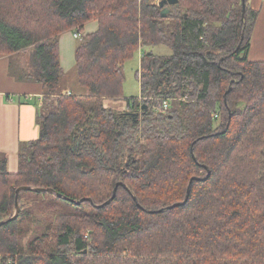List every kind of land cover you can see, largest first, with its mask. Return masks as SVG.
<instances>
[{
  "label": "trees",
  "instance_id": "trees-1",
  "mask_svg": "<svg viewBox=\"0 0 264 264\" xmlns=\"http://www.w3.org/2000/svg\"><path fill=\"white\" fill-rule=\"evenodd\" d=\"M154 1L0 0V54H28L45 93L17 171L0 153V217L23 185L82 208L34 200V227V191H22L18 218L0 226V264H264V61L248 57L258 13L248 0L245 12L243 0H180L163 15ZM93 19L76 50L87 94L62 93L60 36ZM146 45L171 54L143 52L140 97L107 106ZM192 178L188 202L169 208Z\"/></svg>",
  "mask_w": 264,
  "mask_h": 264
},
{
  "label": "crops",
  "instance_id": "crops-1",
  "mask_svg": "<svg viewBox=\"0 0 264 264\" xmlns=\"http://www.w3.org/2000/svg\"><path fill=\"white\" fill-rule=\"evenodd\" d=\"M160 1L155 0L154 3L159 5ZM248 3L258 13L248 57L251 60L264 61V0H248ZM97 29L98 21L93 19L85 23L81 32L86 36ZM75 30H67L60 36L61 64L65 74L67 71L64 67L65 61L66 65L72 64L71 53L76 38ZM76 45L77 43L74 48L75 64L78 46ZM20 54L24 57L16 58ZM15 59L24 65L25 75L12 71L11 63ZM29 73V56L25 52L0 54V153L8 158V168L13 172L18 169L20 150L40 134L38 110L43 107L44 85L32 80ZM113 102L118 101L108 100L106 105L120 109ZM124 107H127V104Z\"/></svg>",
  "mask_w": 264,
  "mask_h": 264
},
{
  "label": "rangeland",
  "instance_id": "rangeland-1",
  "mask_svg": "<svg viewBox=\"0 0 264 264\" xmlns=\"http://www.w3.org/2000/svg\"><path fill=\"white\" fill-rule=\"evenodd\" d=\"M81 38V37H80ZM80 38H74V46H72V64L66 65V61H65V69L66 74L65 77L63 79V81L61 82V86H60V90L62 93H72L73 95L79 96L81 94H87V89H85L84 87H82L79 82H78V78H77V73H76V64H75V52H74V48H75V44L77 43V45L80 43V40L83 39V35H82V39ZM80 39V40H79ZM76 45V46H77ZM143 52H153L154 54H171V49L165 45H157V46H150V45H146L144 46L142 49H138L134 52V55L125 61L124 63V73H125V82H124V88H123V94L124 97L120 100H118L117 103H114V105L118 106V110L120 111H127V107H124L125 104H127V99H132V98H137L140 95V81L138 79V75H137V71L140 69L141 66V58L143 55ZM22 54H20L21 57ZM24 57V56H22ZM67 59V57H66ZM65 59V60H66ZM20 68V69H19ZM11 69L12 71H15L21 75H25L26 71L24 70V65H22L21 63H19L17 61V59H15L12 63H11ZM149 108V105H148ZM42 110H38V113L40 114ZM218 122H216V124H218ZM10 170V169H9ZM27 197V198H26ZM26 200H28L30 202V204L34 201L37 200L38 203L39 201H45L48 204L51 205H55L56 207H58L57 209V213H77L81 211V207H77L75 204H73L70 201H67L63 198H58L56 195L51 194V193H44V192H32V193H27L25 196ZM36 205V204H35ZM28 209H30V211H32L34 213V215L31 217L33 218V226L37 227V225H42L41 222L34 220V216L37 213V210L35 207L28 204ZM0 219H2L0 217ZM33 236L29 237V239H31ZM28 239V240H29Z\"/></svg>",
  "mask_w": 264,
  "mask_h": 264
},
{
  "label": "water",
  "instance_id": "water-1",
  "mask_svg": "<svg viewBox=\"0 0 264 264\" xmlns=\"http://www.w3.org/2000/svg\"><path fill=\"white\" fill-rule=\"evenodd\" d=\"M179 2H180V0H161L159 2V5L163 8V15L167 14L168 6L179 5ZM243 8H244V12H245L246 0H243ZM143 108L144 109L148 108V105L144 104ZM131 114L134 117L138 115L137 112H132ZM193 180H194V178H192L190 180V183H189L188 188H187V195H186L185 200L183 202L171 205L169 208H172V207H175V206H179V205H184V204H186L188 202L189 197H190V193H191ZM120 186H125L126 187L124 182H122V181L117 182V184H116V186L114 188L113 196L111 197V199H109L105 203H102V204H99V205L95 204V206L98 207V208H102L105 205H108L109 203H111L112 199L116 196L118 188ZM22 191H34V192H39V193L40 192L51 193V194L56 195L58 198L68 199V197L65 196L63 193H61V192H59V191H57V190H55L54 188H51V187H34V186H30V185L20 186L16 190L14 213L11 216H9V217H7L5 219H0V226L6 224L8 222L14 221V220H16L18 218V216H19V214L21 212L20 194H21ZM73 201L76 204H78V205H80L82 202H85V201H91L93 203V200L90 197H84V198H81L79 200H73Z\"/></svg>",
  "mask_w": 264,
  "mask_h": 264
},
{
  "label": "built area",
  "instance_id": "built-area-1",
  "mask_svg": "<svg viewBox=\"0 0 264 264\" xmlns=\"http://www.w3.org/2000/svg\"><path fill=\"white\" fill-rule=\"evenodd\" d=\"M74 35L76 38H80L82 37V32L79 29H76ZM168 108H169L168 100H161L158 104L154 105V110L157 113H164L168 110Z\"/></svg>",
  "mask_w": 264,
  "mask_h": 264
}]
</instances>
